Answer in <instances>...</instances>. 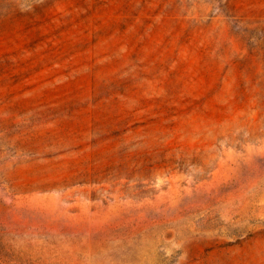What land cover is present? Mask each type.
<instances>
[{
    "label": "rangeland",
    "instance_id": "1",
    "mask_svg": "<svg viewBox=\"0 0 264 264\" xmlns=\"http://www.w3.org/2000/svg\"><path fill=\"white\" fill-rule=\"evenodd\" d=\"M0 264H264V0H0Z\"/></svg>",
    "mask_w": 264,
    "mask_h": 264
}]
</instances>
